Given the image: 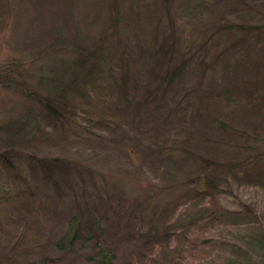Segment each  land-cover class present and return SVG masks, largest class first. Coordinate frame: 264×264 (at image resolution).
I'll list each match as a JSON object with an SVG mask.
<instances>
[{
	"label": "rangeland",
	"instance_id": "obj_1",
	"mask_svg": "<svg viewBox=\"0 0 264 264\" xmlns=\"http://www.w3.org/2000/svg\"><path fill=\"white\" fill-rule=\"evenodd\" d=\"M261 42L264 0H0V75L12 74L15 79L6 81L17 84L12 90L0 83V146L10 141L7 130L15 122L18 128L48 116L17 89L57 97L48 82L38 83V75L50 76L62 66L57 57L43 55L49 44L67 48L66 59L78 49L110 47L111 57L120 55L114 64L123 65L115 72L117 99L129 114L143 107V118L147 110L158 109L157 121L172 128L169 137L149 131L145 121L140 123L145 128L107 121L99 129L95 111L66 112V130L57 129L54 139L36 141L39 149L26 151L59 160L34 162L29 217L36 216L40 190L35 184L40 186L42 178L53 181L51 174L64 170L82 173L83 182L68 187L84 194V206L102 200L104 190L117 191L145 219L139 233L153 217L160 229L172 210L167 220L188 242L187 251L164 253L178 254L177 264H264V98L260 108L250 107L261 101L250 93L254 84L258 89L262 84L264 94V56L260 62L255 55ZM68 64L75 72L86 67ZM175 64L181 66L179 74L163 82ZM72 100L67 96L62 103ZM201 181L207 190L202 199ZM189 201L202 207L213 203L228 213L218 220L203 214L187 224ZM159 249L165 251L163 245Z\"/></svg>",
	"mask_w": 264,
	"mask_h": 264
},
{
	"label": "trees",
	"instance_id": "obj_2",
	"mask_svg": "<svg viewBox=\"0 0 264 264\" xmlns=\"http://www.w3.org/2000/svg\"><path fill=\"white\" fill-rule=\"evenodd\" d=\"M111 17L113 20L116 19L114 12H111ZM53 47L49 44L42 48L43 55L57 57L62 66L55 67L54 73L50 76L38 75V83L48 82L51 93L57 97L51 98L49 92L45 90L42 92L46 94L42 96L43 94L32 89H17L37 101L40 104V111L48 116L35 123L31 121L23 123L18 128L15 122L12 125L15 127L7 130L10 141L0 146V264H164L162 260L167 261L165 264H177L178 254L171 257L164 253L170 255L173 251H187L188 242L177 225L168 222L167 217L171 215L172 210L168 211L166 218L162 220L161 230L154 227L158 219L155 220L153 217L149 222V228L139 233L142 220L145 219L131 209L124 196L117 191L104 190L103 195L106 196H103L102 200L91 206L87 204L84 206V199L80 198L84 194H78L68 187L70 183L83 182L80 176L82 173L77 177V174H67L64 170L57 174V177L51 174L53 181L46 177L42 178L40 186L35 184L40 190L39 200L36 203V216L29 217L31 211L33 212L31 200L35 195L32 193L30 181L33 164L34 162L39 165L46 164L50 158H41L30 153L26 155V151L31 147L39 149L35 147L36 141H46L48 137L54 139L57 129L66 130V122L62 121L66 112L76 108L78 111L80 107L95 111L96 118H100L95 123L99 129L104 128L107 121L121 122L129 128L143 126L140 123L145 121L150 125L149 131H157L167 137L172 136L170 132L172 128L167 127L166 123L157 121L158 117L155 113L158 109L147 110L145 113L148 115L144 114L146 118H143L140 115L143 107H136L129 114L122 101L117 99L115 72L123 66L114 64L120 59L117 52L114 53L119 56L114 59L111 57L113 52L106 45L88 52L83 51L82 48L77 51L70 50L74 53L67 60L65 56V53L69 52L66 51L67 48ZM122 52L123 49L120 53ZM255 53L256 59L263 62L264 43H259ZM69 61L86 67L75 72L68 64ZM180 68L181 66L175 64L168 75H162L163 82L167 83L178 75ZM11 75L5 74V77L0 75V83L15 90L17 84L6 81V78L15 79V76ZM75 79L81 80V85H74ZM259 90H263L262 84L259 89L254 84V90L250 93L261 101L257 105H251V109L260 108L263 103L264 94ZM67 96L73 98V104L62 103ZM244 99L249 103L253 102L249 97ZM232 102L236 103L237 100ZM125 113L128 115L126 116ZM121 116L122 119L119 118ZM53 119L57 121V126L55 123L51 124ZM35 136L37 137L34 138ZM153 152L154 150L151 153ZM58 161L56 159L50 162L56 164ZM79 169L76 167V171ZM199 179L196 178L194 181L197 183ZM199 183L198 187H201L198 191L199 198L202 199L207 190L204 181ZM207 196L211 199L210 194ZM71 198L73 200H70ZM61 204L67 206L64 212L58 210ZM189 205L190 208H185L188 213L187 224H195L203 219V214H209L211 220H218V216L228 213L225 208L220 206L216 208L213 203L210 205L214 206L211 214L210 206L202 207L192 201H189ZM64 225L65 229L60 234ZM219 244L224 245L222 242ZM162 245L165 251L159 249ZM231 246L235 253H240L238 247Z\"/></svg>",
	"mask_w": 264,
	"mask_h": 264
}]
</instances>
